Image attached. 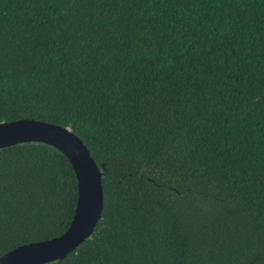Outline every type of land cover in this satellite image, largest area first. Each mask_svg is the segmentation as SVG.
Instances as JSON below:
<instances>
[{
  "label": "trees",
  "instance_id": "16d2710c",
  "mask_svg": "<svg viewBox=\"0 0 264 264\" xmlns=\"http://www.w3.org/2000/svg\"><path fill=\"white\" fill-rule=\"evenodd\" d=\"M22 118L104 170L93 234L44 264H264V0H0V123ZM78 199L58 148H0V257Z\"/></svg>",
  "mask_w": 264,
  "mask_h": 264
},
{
  "label": "water",
  "instance_id": "95a60500",
  "mask_svg": "<svg viewBox=\"0 0 264 264\" xmlns=\"http://www.w3.org/2000/svg\"><path fill=\"white\" fill-rule=\"evenodd\" d=\"M46 129L53 130L55 135L44 134L42 130ZM22 142L47 143L65 153L77 174L79 199L74 219L65 233L49 240L21 245L2 255L0 264H44L63 259L93 234L102 216L104 170L84 141L69 127L31 118L0 123V148ZM85 161L90 169L89 176L85 175L83 168ZM89 202L90 210L85 219V207Z\"/></svg>",
  "mask_w": 264,
  "mask_h": 264
},
{
  "label": "snow or ice",
  "instance_id": "6c2138e0",
  "mask_svg": "<svg viewBox=\"0 0 264 264\" xmlns=\"http://www.w3.org/2000/svg\"><path fill=\"white\" fill-rule=\"evenodd\" d=\"M42 132L44 134L55 135V132L53 130H50V129L42 130ZM83 168H84V171H85V175L89 176L91 173H90V169L87 166L86 161L83 162ZM89 210H90V202H89V204H86V207H85V213H84L85 219L87 218Z\"/></svg>",
  "mask_w": 264,
  "mask_h": 264
}]
</instances>
